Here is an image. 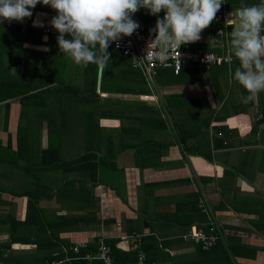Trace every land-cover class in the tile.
<instances>
[{"label":"crops","instance_id":"1","mask_svg":"<svg viewBox=\"0 0 264 264\" xmlns=\"http://www.w3.org/2000/svg\"><path fill=\"white\" fill-rule=\"evenodd\" d=\"M258 3L231 0L228 6L224 0L226 19L214 20L199 41L187 45L194 51L230 54V13L241 4ZM137 14L142 20L157 17L144 8ZM53 15L40 10L36 19ZM3 27L2 33L12 38L13 27ZM44 37L39 43L16 45L24 53L19 50L17 67L16 51L4 55L7 39L0 36V244H10L2 258L46 264L60 251L79 254L86 249L81 257L94 260L97 245L109 248L110 239L136 257L116 263L109 248L111 264H264V128L257 120L264 116V92L242 102L248 93L229 75L239 64L235 57L230 54V62L207 69L185 66L178 74L167 69L162 87L144 79L149 94H135L130 85L118 86L117 92L101 91L97 71L93 93L83 79L92 72L74 69L75 76L62 71L51 55H44L53 49L51 37ZM75 80L80 81L77 88ZM14 84L21 95H11ZM114 99L126 111L131 101L139 108L133 103L134 112L115 108L111 110L117 118H101L109 110L101 104L111 106ZM84 101L88 104L80 109L77 105ZM154 106L167 121L147 114ZM90 120L94 126H87ZM146 122L150 131L167 129V134L146 133ZM69 124L72 136L50 139L51 130ZM77 137L76 144H68ZM37 141L40 150L52 143L67 165H45L40 150H34ZM91 154L95 172L89 164L82 165L88 161H75L83 155L89 160ZM105 169L112 174L100 181ZM210 222L218 232L212 248L182 237L190 227ZM64 258L72 259L69 254Z\"/></svg>","mask_w":264,"mask_h":264},{"label":"clouds","instance_id":"2","mask_svg":"<svg viewBox=\"0 0 264 264\" xmlns=\"http://www.w3.org/2000/svg\"><path fill=\"white\" fill-rule=\"evenodd\" d=\"M223 3L224 0H0V23L23 22L32 16L37 4L49 6L56 12L49 23L58 32L60 53L77 66L94 64L105 69L111 61L109 46L139 29L133 15L144 8L157 16L151 29L156 35L150 41L159 50L156 58L161 63L175 59L181 67L180 47L201 39L202 31L216 19ZM230 16V54L239 64L229 75L248 93L242 102L249 103L264 92V0L241 4ZM34 26L40 25L34 22Z\"/></svg>","mask_w":264,"mask_h":264},{"label":"built area","instance_id":"3","mask_svg":"<svg viewBox=\"0 0 264 264\" xmlns=\"http://www.w3.org/2000/svg\"><path fill=\"white\" fill-rule=\"evenodd\" d=\"M164 15L163 12L159 14V17L162 18ZM53 16H50L49 19H34L32 16L30 18H25L23 22L12 21L9 23L7 20L0 23V26L6 27H21V31L27 29H36L45 36H57L58 32L50 25V20ZM133 19L136 20L140 27L137 29L131 36H125L119 39L116 42H113L111 46L118 50L120 56L126 59L130 66L137 71H139L145 81L151 85L154 78L158 74L159 70L170 69L173 73L178 74L185 66L200 67L207 69L212 65L220 64L223 62H230L232 56L229 53L218 54L216 52H200L192 50L188 45H182L179 49L181 53V67L178 66L175 59H167L165 63H161L156 57L159 54L158 48L155 46L154 42H150L155 37V32H152L151 29L155 27L156 19L142 20L137 12L133 15ZM226 19L224 11L220 8L216 15V21H224ZM34 22L40 26H34ZM223 32L222 28L217 29V34ZM69 38V37H66ZM117 44L119 46H117ZM163 45L159 46V49H162ZM174 53H169V56H174ZM260 119V120H259ZM260 122V127L264 128V116L257 118ZM220 134V132H219ZM182 237H190L196 242H200L203 248H209L216 243L218 238L217 227L213 223H208L207 225H194L189 228V231L183 234ZM74 251H78V245H74L72 248ZM90 255L86 254L85 257ZM92 257V256H91ZM96 258L101 259L104 264H111L112 259L109 253V248L106 245L100 243L97 245V252L95 254ZM141 258V256H140ZM55 261H47L46 264H54ZM0 264L1 261H0Z\"/></svg>","mask_w":264,"mask_h":264},{"label":"trees","instance_id":"4","mask_svg":"<svg viewBox=\"0 0 264 264\" xmlns=\"http://www.w3.org/2000/svg\"><path fill=\"white\" fill-rule=\"evenodd\" d=\"M225 1H226V4L229 6V3H230L231 0H225ZM40 10H45L46 12H49V11L51 12L52 11V12H54L53 16L56 15L55 10H53L51 7L44 6L42 4H37V6L34 9H32V12H33V14H32L33 16L32 17L34 19H36L37 12H40ZM46 19H48V18H46ZM143 19H146V18L143 17ZM4 29H5V27L0 26V34L4 31ZM16 31H18V30H16ZM42 36L43 35H41V32L36 30V29H34V28L28 29V31L25 34H21V35L17 34L16 35L17 39L19 40V43H21L22 41L39 43V42H42V40H41ZM51 36L52 35H49L48 37H51ZM27 37H29V38H27ZM199 46H200L199 44H192V48L193 49L200 48ZM109 47H112V46L110 45ZM21 49H23V48H21ZM203 49L204 50H208L206 48H203ZM15 56H17V59H16ZM14 58H15L14 61L17 63V67H19L20 66L19 51L14 52ZM133 70L134 69L132 67H131V69H128V68L122 69L121 70V75H120L121 82L123 80L127 85H130V87L133 89V93H135V94H149V90H147V87L145 86V82H144V78H143L142 74L139 71L134 72ZM97 71H98V67L96 65H94V64H89L88 66L83 67V70L81 69L82 74H86L88 72H90V73L92 72V76L91 77L83 78V76H82V78L84 79V82H85L84 85L85 86H89L90 91L93 92V93H95V90H96ZM127 72H129V73H127ZM170 72H171V74H173L172 70ZM77 77H78V75H77ZM130 78H132V81L130 80ZM103 80H104V69H102V73H101L100 90L101 91H110V92H117L118 91V89H117L118 87H116V86H108L107 87V86L103 85ZM143 84H144V86H143ZM17 86H16V84L13 85V87H17ZM85 89H86V87H85ZM174 97L177 98L179 96L174 95ZM166 102H167V99H166ZM85 116H86V114H85ZM115 116H117L116 112H113L111 109H109L107 111L104 110V112H102L101 115H100L101 118H117ZM85 125H87V124H85ZM90 125L94 126L95 123H92V121L90 120V124H88L87 126H90ZM92 126H91V128H92ZM20 142L21 141H19V147H20ZM38 143L39 142L37 141V144L33 145L34 146V150H36V151L40 150ZM85 144H86V146H89L88 144H90V143L86 142ZM56 148L53 146L52 143H50L49 146L46 149L40 150V153L38 151V154H40L38 156L42 157L41 158L42 161H44V162L47 161V162L44 163L45 165H51V164H54V163L58 164V166L59 165L60 166L67 165V162H64L63 160H61V157L58 155V151H57ZM52 152H54V153H52ZM52 154L55 155L54 159L50 158V155H52ZM88 156H89V160L87 159L88 157L86 155L85 156L83 155V156L77 158L75 161L76 162L77 161L80 162L82 160L81 163L85 162V161H88V163H85V164L82 163V165L85 166V165L89 164L91 166V168H92L91 170H93V172H95V168H96V163L97 162H94L93 154L88 155ZM39 157H37V158H39ZM72 161H70V163H72ZM82 168H86V167H82ZM106 241H107V245L110 248L111 255H113L112 257L115 258L114 260L116 261V263L117 262H124L125 260H127L128 262L129 261L133 262V261L136 260V257L134 255L133 251L125 252V251H122V250H119L118 248H116L115 243H116L117 240H110L109 239V240H106ZM9 247H10V244H7V243L6 244H4V243L0 244V259L2 258L3 250H5L6 248H9ZM67 247H68V245H67ZM85 251H86V249H82L79 254H75L71 250L67 249V253L66 254H69V256H71L72 259L64 260L65 259L64 257H65L66 254L63 253V251L62 252L60 251L56 257H54V256L49 257V260H52V259H55L57 261L64 260L60 264H104L99 259L86 260V259L82 258L81 256L84 255ZM0 261H1L2 264H6L9 260H6V259L2 258V260H0ZM9 262L11 264H15L14 260L13 261L11 260Z\"/></svg>","mask_w":264,"mask_h":264},{"label":"rangeland","instance_id":"5","mask_svg":"<svg viewBox=\"0 0 264 264\" xmlns=\"http://www.w3.org/2000/svg\"><path fill=\"white\" fill-rule=\"evenodd\" d=\"M13 29L14 30H13V37L12 38L6 37L5 34H3V33L0 34L1 37H4L5 38V40L7 39L5 41L6 43L2 47L4 49V51L2 53L4 55L5 54H7V55L10 54L11 51L12 52L19 51L20 49L17 48L18 46L16 47V45L19 43V40L17 39L16 35L17 34L18 35L25 34L28 31V29H27L23 33V31H21V27H19V26H14ZM16 30H18V31H16ZM56 37L57 36H51V42H52L51 45H53L52 52H48L47 54H44V55L46 57L51 55L53 57V58H51V60L53 62L55 61L57 63V66L60 67L62 71L70 72V73H75V76H76V72L74 71V69L75 70H78V73H79L81 69L83 70V67L82 66H77L68 57H66L65 55H63L62 53H60L59 47H58V44H57ZM27 38H29V37H27ZM36 48H41V47H36ZM108 51L111 54V61H109L108 67L104 69L103 85H105L107 87L108 86H116V87H118V86H121L123 84L124 85H127L126 83H122L121 82L120 75H121V70L122 69H124V68L131 69V67L129 65V62L127 60L123 59L120 56L118 50L114 49L113 47H109L108 48ZM20 54L21 55H24V53L22 52V50H20ZM23 57H25V56H23ZM27 66H28L27 67V70H30L31 69V66L28 63H27ZM162 70H163L162 74L159 75V76H157L153 80V84H154L153 87L154 88H155V86L156 87L157 86H161L162 87V85L164 86L165 85L164 83L167 82V69H162ZM74 82H75V86L77 88L78 87V83L80 84V81L78 82V80H75ZM71 83H73V82H71ZM143 86H144V84H143ZM145 86L147 87V90H148V86L146 85V83H145ZM149 87H151V86H149ZM10 93H11L12 96L21 95L20 94L21 93V88L20 87H12ZM59 94H61V93L59 92ZM76 95L79 96L78 93H76ZM82 97H83V95H82ZM111 102H113L111 104V106L108 105L106 102L105 103H102L101 106L100 105H98V106H100L102 109H112V110H115V108H116L117 110H119L121 112L126 111L125 109L122 108L121 104L118 103V101H115V99L112 100ZM80 103L77 105V106L80 107V109L83 108V107L85 108L87 106V104H88L85 101H84V103L86 105L84 103H82V104H80ZM133 103H136V105H134ZM129 105H130V107H129L130 110L128 109L126 111L127 114H128V112H134V110L132 109L131 106L134 105V106H136L137 109L139 108L138 107L139 106L138 105V102H132L131 101V102H129ZM154 109L155 110H149L147 114H149L150 117H155V118L160 117L163 121H167V116L166 117L164 116L163 110L160 109L159 106L157 108L154 106ZM145 119L148 120V117H146ZM148 123L149 122H146L145 124H143L145 126H142V128H144L146 130V133H149V134L152 133L151 135H153L154 132H152L149 129H147L150 126ZM72 128L73 127L69 124L66 127H63L62 130H58L59 132L57 130H51V133H49V135H51L50 136V139H52V140H54L56 142V140L58 138H65L64 136H67L68 134L69 135L71 134V136H72V134L75 133V132H72ZM150 129H152V126L150 127ZM161 130L162 129L156 128L154 134H156V135H160V134H165L166 135L167 134V129L165 131L164 130L161 131ZM108 133H111V132H108ZM49 135L46 133V137L45 138L49 137ZM28 137H31V133L28 134ZM77 139H79V137L73 138L72 142L69 141L68 144L69 145H71L72 143L76 144L75 142L78 141ZM91 140L95 141L96 138L94 136H91ZM50 142L51 141H49V143ZM46 144H48V143H46ZM48 169H52V168H48ZM52 171H53L54 174H56L57 172H59V169H52ZM107 171L108 170L105 169V171L102 173V175L100 177V181H105L109 176H111L112 173L109 174V172H107ZM116 176L118 178H120L119 175H115L114 177H116Z\"/></svg>","mask_w":264,"mask_h":264},{"label":"water","instance_id":"6","mask_svg":"<svg viewBox=\"0 0 264 264\" xmlns=\"http://www.w3.org/2000/svg\"><path fill=\"white\" fill-rule=\"evenodd\" d=\"M101 70H102V69H99V68H98V84L100 83Z\"/></svg>","mask_w":264,"mask_h":264}]
</instances>
